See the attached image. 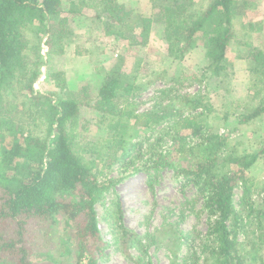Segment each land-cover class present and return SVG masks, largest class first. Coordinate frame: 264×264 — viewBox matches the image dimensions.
Here are the masks:
<instances>
[{
	"label": "trees",
	"instance_id": "trees-1",
	"mask_svg": "<svg viewBox=\"0 0 264 264\" xmlns=\"http://www.w3.org/2000/svg\"><path fill=\"white\" fill-rule=\"evenodd\" d=\"M151 5L158 14H136L125 0H77L67 12L61 0H0V158L8 166L0 174V264H98L104 242L96 206L128 171H142L152 189L156 174L170 167L169 153L162 149L165 142L190 162L174 164V172L183 186L194 188L208 216L199 246L202 264H247L257 243H264V179L255 184L246 177L252 166L264 163V137L257 151H239L241 143L231 144L227 135L207 127L214 109L203 95H179L165 88L150 110L139 113L133 97L142 87L119 65L105 73L95 96L86 86L69 91L63 71L48 74L59 96L35 92L44 64L36 52L42 35L48 37L49 55L63 53L74 35L69 16L87 9L90 21L106 36L129 46H144L152 22L163 23L170 59L183 60L197 50L207 63L205 71L217 75L234 50L247 65L250 95L249 107L235 121L247 125L261 120L264 40L253 36L263 28L249 18L258 9L255 0H151ZM81 107L93 110L97 125L107 132L100 142L87 143L88 150L101 171L117 164L118 178L100 180L103 174L94 169L96 163L89 165L78 151ZM140 128L148 137L133 142L132 133ZM18 155L22 164L12 166V157ZM239 184L243 193L235 208L233 191ZM253 187L262 194L255 201ZM122 217L116 201L114 213L106 217L112 233L137 249L140 240L123 227ZM190 256H196L193 248ZM198 260L186 259V264Z\"/></svg>",
	"mask_w": 264,
	"mask_h": 264
},
{
	"label": "rangeland",
	"instance_id": "rangeland-1",
	"mask_svg": "<svg viewBox=\"0 0 264 264\" xmlns=\"http://www.w3.org/2000/svg\"><path fill=\"white\" fill-rule=\"evenodd\" d=\"M76 1L61 0L62 11L67 12L70 2ZM125 2L136 14L153 16L158 12V9L151 5V0ZM255 4L258 9L249 15V18L256 25L261 23L263 28H257L258 31L253 36L255 40L263 42L264 0H255ZM89 12L84 9L82 15L69 16V25L74 35L67 41L61 54L49 55L48 37L46 34L42 35L36 52L40 54L44 64L39 80L34 85L36 93H56L59 96V91L49 80L48 74L63 71L69 91H77L86 86L90 89V95L95 96L105 73L114 65H119L123 73L134 74L131 75L134 76L131 81L142 87L133 97L139 113L150 110L160 100L159 91L165 88H171L174 94L178 92L179 95L192 96L199 93L209 99L214 109L211 115L214 118L208 116L207 127L227 135L231 144L241 143L237 148L239 151H257V143L264 137V117L247 125H240L235 121L237 115L244 114L249 107L250 95L247 65L235 57L234 50H229L225 63L222 64L223 69L217 75L211 72V69L205 71L207 63L197 50L189 52L183 60L170 59L163 37V23L159 21L152 22L146 44L136 47L129 46L126 41L106 36L97 22L90 21ZM77 48L86 53L77 55L74 51ZM137 63L138 67L135 65ZM199 111L198 109L197 112ZM194 114L195 111L192 115ZM185 116L186 113L183 117ZM96 122L94 111L81 107L76 131L79 145L77 149L89 165H94L96 161L88 150L87 143L96 144L107 136L106 130ZM190 124L195 126L196 120L190 121ZM160 128L157 127L156 130L159 132ZM187 131L183 130L182 135H186ZM144 132L141 128L134 130L132 141L140 140L143 136L148 137ZM149 138L152 140L153 137ZM147 144L148 141L144 143ZM162 149L169 153L167 161L170 167H165L156 174L151 183L152 189H149L142 171H128L124 174L126 177L105 193L102 201L96 206L98 228L104 242L103 257L98 264H186V259L195 258H199L197 263L202 264L203 255L199 246L207 234L208 216L201 200L195 196L194 188L191 185L183 186V181L174 172V164L183 162L186 166L190 162H184L182 156L179 158L169 142H165ZM22 162L19 155L12 157V166L21 165ZM194 164L193 161L191 166ZM100 168L101 163L97 162L94 169L98 172ZM6 170L8 166L0 158V174ZM101 172L103 175H100V180L104 177H119L117 164ZM246 177L255 184L264 179V163L259 161L252 166L246 172ZM251 192L252 201L260 199L262 194L258 195L256 187L251 188ZM242 193V186L239 184L233 191L235 208H238ZM116 201L120 202L123 210V227L140 240L137 249L112 233L110 219L106 217L114 213ZM190 248L195 250L196 256L189 257ZM252 257L254 258H251L249 263L247 261V264H264V243L261 246L257 243Z\"/></svg>",
	"mask_w": 264,
	"mask_h": 264
}]
</instances>
